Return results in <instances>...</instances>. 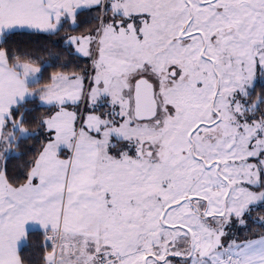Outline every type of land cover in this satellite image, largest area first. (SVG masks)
Listing matches in <instances>:
<instances>
[{
	"label": "snow or ice",
	"instance_id": "1",
	"mask_svg": "<svg viewBox=\"0 0 264 264\" xmlns=\"http://www.w3.org/2000/svg\"><path fill=\"white\" fill-rule=\"evenodd\" d=\"M0 264H264V0H0Z\"/></svg>",
	"mask_w": 264,
	"mask_h": 264
}]
</instances>
